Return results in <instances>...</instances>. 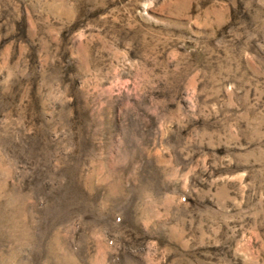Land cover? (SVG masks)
<instances>
[{
  "label": "rangeland",
  "instance_id": "374dc122",
  "mask_svg": "<svg viewBox=\"0 0 264 264\" xmlns=\"http://www.w3.org/2000/svg\"><path fill=\"white\" fill-rule=\"evenodd\" d=\"M0 264H264V0H0Z\"/></svg>",
  "mask_w": 264,
  "mask_h": 264
}]
</instances>
